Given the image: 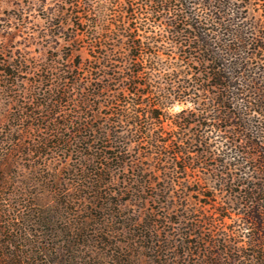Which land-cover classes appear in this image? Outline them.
<instances>
[{
  "label": "trees",
  "instance_id": "1",
  "mask_svg": "<svg viewBox=\"0 0 264 264\" xmlns=\"http://www.w3.org/2000/svg\"><path fill=\"white\" fill-rule=\"evenodd\" d=\"M30 3L51 52L0 68V264H264V0Z\"/></svg>",
  "mask_w": 264,
  "mask_h": 264
},
{
  "label": "rangeland",
  "instance_id": "2",
  "mask_svg": "<svg viewBox=\"0 0 264 264\" xmlns=\"http://www.w3.org/2000/svg\"><path fill=\"white\" fill-rule=\"evenodd\" d=\"M31 0H0V68L5 67L4 61L18 63L22 58L26 59L25 68L33 64H40L50 55V42L40 37L39 31L45 25L44 20L39 19L44 9H41L37 3L32 5ZM58 0H49L50 4ZM83 55L86 56V48L82 47ZM3 64V65H2ZM24 76V75H22ZM8 91L0 87V136L4 134L18 135L15 130L16 123L9 120L10 112L14 111L11 107V100L7 94ZM182 105L176 104L172 111H178ZM166 130L172 128V123H164ZM24 154H14L6 160L7 165L3 167L9 173L11 179L24 183L26 178L32 175L30 171V162ZM3 161L1 160L0 163ZM54 169L61 168V164H54ZM29 174V175H28ZM61 176L64 174L61 173ZM27 176V177H26ZM225 200L223 196L218 198V202ZM234 208L236 206L232 205ZM208 212L213 211L212 207L206 209ZM229 216V215H228ZM240 222V214L232 213L231 217H225L223 222H219L216 229L219 233H232L234 222ZM242 231V230H241ZM239 234V233H238Z\"/></svg>",
  "mask_w": 264,
  "mask_h": 264
}]
</instances>
